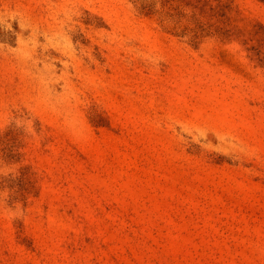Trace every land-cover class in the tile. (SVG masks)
Returning a JSON list of instances; mask_svg holds the SVG:
<instances>
[{"label":"rangeland","instance_id":"374dc122","mask_svg":"<svg viewBox=\"0 0 264 264\" xmlns=\"http://www.w3.org/2000/svg\"><path fill=\"white\" fill-rule=\"evenodd\" d=\"M0 264H264V0H0Z\"/></svg>","mask_w":264,"mask_h":264}]
</instances>
